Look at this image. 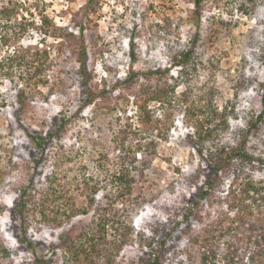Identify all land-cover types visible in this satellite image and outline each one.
I'll return each instance as SVG.
<instances>
[{"label":"rangeland","instance_id":"obj_1","mask_svg":"<svg viewBox=\"0 0 264 264\" xmlns=\"http://www.w3.org/2000/svg\"><path fill=\"white\" fill-rule=\"evenodd\" d=\"M96 1L101 5L96 12H90L87 0H0V55L20 46L46 50L49 60L43 70L50 82L49 86L29 90L28 106L19 122L15 115L19 107L15 87L9 80L0 78V245L11 254L2 264H27L35 258L51 259L52 264H68L60 246L61 237L70 238L72 231L78 235L83 230L93 229L94 211L88 204L91 192L81 183L88 175L102 179L95 163L101 155H109L106 165L111 166L119 155V146L131 148L138 142L139 137L134 134L140 128L134 98L138 87L121 88L85 109L80 117L74 116L61 142L50 150L49 161L42 169L43 177L34 171L30 160L33 145L20 125L31 131H47L55 117L73 116L77 112L80 87L75 50L81 37L80 25L85 29L88 68L94 77L93 84L100 89L105 83L111 88L116 79H124L131 67L133 44L138 57L134 65L136 71L149 67L169 68L175 54L191 48L195 50L196 68L191 62L178 93L185 90L184 81L197 89H214V103L228 113L230 124L229 131L221 133L217 144L231 145L247 121L264 113L261 105L264 0H256L254 5L248 3L251 11L247 14L240 9L244 0H207L201 21L194 13V0ZM4 7L14 8L9 19L1 14ZM45 20L49 24L46 25ZM132 35L135 42L130 40ZM2 36L10 38V42L5 45ZM180 70V67H171L168 77L180 76ZM174 121L168 140L158 139V154L147 171V183L139 185L136 191L132 241L117 254L112 264H137L142 254L140 235L150 238L156 228L171 229L172 214L185 197L195 193L203 162L189 143L190 129L184 124L181 113L176 114ZM260 127L250 136L249 148L264 157V123ZM211 146L213 144L208 148ZM61 154H66L68 159ZM253 170L255 179L262 181L264 168ZM52 172L57 173L61 194L72 196L76 206L89 213L72 220L57 216L58 207L62 211L65 204L60 200L57 204H48L49 215L59 224L45 222L38 212H31L28 237L36 243V249L26 252L19 246L13 231V204L20 189L32 178L39 188L45 189V176ZM82 189L87 191V196L81 195ZM226 190L227 185L205 204L202 220L193 222L191 233L186 234L182 226L174 234L169 241L173 249L168 264H201L203 250L193 243V237L209 239L220 255L227 252L228 244L243 245L239 238L245 236L248 226L233 224L232 221L238 219V210H229ZM102 196L100 193L97 200ZM256 218H260L257 213ZM232 225L240 227L237 234L227 231ZM114 236L109 229L108 237L113 239ZM217 261L223 264L221 258Z\"/></svg>","mask_w":264,"mask_h":264},{"label":"trees","instance_id":"obj_2","mask_svg":"<svg viewBox=\"0 0 264 264\" xmlns=\"http://www.w3.org/2000/svg\"><path fill=\"white\" fill-rule=\"evenodd\" d=\"M207 0H194V13L199 21L203 18V5ZM256 0H244L240 5L241 12L247 14ZM100 1L87 0V9L96 12ZM14 13V8L4 7L1 14L9 19ZM10 21V20H7ZM46 25L47 20L43 21ZM84 27L80 25L81 37L78 38V47L75 50L78 61V79L80 87L79 107L73 116L55 117L47 131H31L22 124L21 128L32 143L33 150L30 160L34 164V171L43 177L42 169L50 158V150L57 142H61L67 132V127L74 116L80 117L85 109L96 104L100 99H106L109 94L120 90H133L138 87L134 98L137 101L140 128L134 133L139 137L138 142L131 148L125 145L118 147L119 155L113 165L107 166L109 155H101L95 163L98 165L101 180L88 175L81 186L91 192L89 206L94 211L93 229L81 231L78 235L72 231L70 238L61 237L68 264H112L116 256L126 246L130 245L135 234L134 220H132V208L136 191L139 185L146 184L147 171L152 165L153 159L158 154V139L167 141L174 128V118L181 113L184 124L190 129L188 140L197 151L202 163L195 183V193L185 197L182 205L172 214L174 218L169 220L173 224L171 229L164 227L153 230V235L146 238L140 235V247L142 254L137 264H168L169 253L173 245L169 241L174 234L184 226V232L191 233L193 222L202 220V211L206 203L212 200L216 193L227 185L226 193L230 201L229 210H238V219L233 224H239L246 229V234L239 241L241 247L228 244L227 252L220 255L217 249L207 238L200 240L193 237L194 244H199L203 250L201 264H218L220 258L223 264H264V179L257 181L253 168H264V157L256 155L249 148L250 136L260 130L264 123V113H260L245 123V128L239 132L231 145L217 144L221 133L229 131L230 124L228 113L221 111L215 105L213 97L214 89L206 87L196 88L187 84L183 92L178 93L181 82L188 76L187 70L191 65L196 68L194 61V49H188L175 54L171 67H180V76L170 78L171 67H149L143 71H136L134 65L138 57L135 44L132 45L130 54L131 67L126 72L124 79H116L114 85L109 88L107 83L104 88L93 84L94 77L88 68L89 52L84 40ZM74 37V34H70ZM130 40L135 39V37ZM8 43L10 38L1 37V41ZM135 42V40H133ZM1 44V43H0ZM2 45H0V49ZM49 60L45 50L33 48H14L0 55V78H5L15 87L16 103L19 107L15 115L19 122L21 114L26 110L29 100V90L39 89L41 86H49V79L43 70ZM261 105L264 110V82ZM111 89V90H110ZM153 104V106H152ZM213 146L208 148V145ZM68 159L66 154H61ZM87 171V168H85ZM99 178V177H98ZM201 180V181H200ZM45 189L39 188L32 178L30 183L22 187L13 204V231L16 240L22 250L34 252L36 243L28 237L29 219L31 212H38L45 222H57V219L49 215V203L64 202L62 211L58 207L57 216L61 215L72 220L79 215H87L88 210H81L76 206L72 196L61 194L57 187V173L46 174ZM59 187L62 188L60 185ZM80 190V189H79ZM85 189L81 190L82 196H87ZM103 193L102 199L97 196ZM86 194V195H85ZM61 206V205H60ZM62 207V206H61ZM256 213L260 218H256ZM181 220H177L178 218ZM238 225V226H239ZM109 229L115 233L113 239L108 237ZM228 232L240 231V227L230 226ZM239 235H236L238 237ZM214 237V236H212ZM10 252L0 245V264L3 260H9ZM27 264H52L51 259L35 258ZM183 264V263H178Z\"/></svg>","mask_w":264,"mask_h":264}]
</instances>
